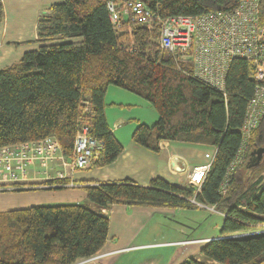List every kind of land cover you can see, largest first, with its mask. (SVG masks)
<instances>
[{
	"label": "trees",
	"instance_id": "16d2710c",
	"mask_svg": "<svg viewBox=\"0 0 264 264\" xmlns=\"http://www.w3.org/2000/svg\"><path fill=\"white\" fill-rule=\"evenodd\" d=\"M137 1L151 11L149 22L130 13L121 14L117 25L112 23L110 2L122 9ZM239 2L62 0L42 13L35 41L39 47L0 69V149L53 136L71 160L76 134L86 125L89 135L102 142L90 168L114 163L124 146L105 112L106 94L113 85L142 97L159 114L152 126L138 124L132 133L135 144L158 153L163 141L185 142L206 145L215 155L199 189L160 177L148 186L131 179L83 181L88 204L32 205L0 212V264H75L105 245L110 220L104 211L111 206L198 207L191 199L214 207L224 220L220 237L201 248L202 259L181 264H264V232H256L264 225V155L254 166L248 164L264 147V118L248 137L242 133L257 85L253 65L235 59L223 93L188 75L189 66L158 44L162 20L229 12ZM262 5L264 10V0ZM3 18L0 6V22ZM240 154L243 161L232 168ZM70 182L66 178L43 184ZM31 185L13 190L35 189Z\"/></svg>",
	"mask_w": 264,
	"mask_h": 264
},
{
	"label": "crops",
	"instance_id": "0c3cea01",
	"mask_svg": "<svg viewBox=\"0 0 264 264\" xmlns=\"http://www.w3.org/2000/svg\"><path fill=\"white\" fill-rule=\"evenodd\" d=\"M36 1L40 3L30 7L28 15L30 23L27 25L26 21L22 22V17L19 15L16 16L15 20L13 19L12 11L14 9L11 8V1L4 0V18L0 22V69L11 66L18 62L25 52L39 47L40 44L35 42L38 39L37 24L39 17L42 13L47 12L52 4L62 0ZM16 13L18 14V12ZM10 25L14 26L12 28L15 29V32L9 34ZM15 25L18 27L15 28ZM111 91L121 98L109 100ZM118 99H122V101ZM145 101L142 97L141 99L136 97L134 93L109 86L105 98L106 117L113 134L124 146V150L118 159L105 167L77 171L53 163L50 165L48 176L42 173H32L30 178L24 181L26 185H21L22 188H29L32 186L30 184H33L35 189L0 190V212L32 205L88 204L87 193L82 187L83 181L107 182L131 179L140 185L148 186L153 179L160 177L171 184L186 186L188 174L192 167L205 163V154L212 153L214 149L206 145L163 141L160 152L154 153L135 144L132 140L135 125L150 122L140 116L136 117V114H131L128 117L121 108L146 104L147 101ZM152 119L155 120L156 115H152ZM129 121L136 123L123 127ZM58 171L65 173L63 179L68 178L71 181L69 186H60L62 187L60 189L40 188L41 184L56 180L55 175ZM53 186L59 187L58 184H53ZM176 210L122 204L111 206L110 209L104 211L110 220L108 240L100 252L94 255L98 256L97 258L82 264H179L189 258L201 260L200 250L203 245L220 237V234L194 237L192 232L197 229L193 228L191 233H187V229H192V226L184 220H177ZM160 218L162 221L165 218H170L172 222H176L180 226L181 235L179 237L173 235L169 239H159L155 227L159 224ZM187 220L194 221L192 219ZM190 239L197 241L175 244Z\"/></svg>",
	"mask_w": 264,
	"mask_h": 264
},
{
	"label": "built area",
	"instance_id": "2783aa9c",
	"mask_svg": "<svg viewBox=\"0 0 264 264\" xmlns=\"http://www.w3.org/2000/svg\"><path fill=\"white\" fill-rule=\"evenodd\" d=\"M4 0H0L3 6ZM263 0H240L238 6L229 12L209 11L200 16L179 15L161 21L158 44L174 54L178 61L189 66L188 75L211 85L225 93V82L231 63L242 58L253 65L252 78L256 82L255 94L248 103L242 127L244 137L256 129L264 118V10ZM110 19L114 25L120 21L121 14L145 18L149 22L152 13L144 2L137 1L119 9L114 2L108 4ZM160 19V18H158ZM102 142L89 135V128L83 125L76 134L74 156L68 160L62 153L57 138L46 137L38 141L25 142L0 149V190H13L26 185L32 173L49 175L50 165L57 163L70 167L72 171L90 169L98 159ZM215 151L206 153V162L192 167L188 183L197 189L202 185L214 158ZM243 161L240 154L232 168ZM65 173L58 171L56 179H63ZM31 185V184H30ZM58 186H69V184ZM72 186H75L72 184ZM53 185L42 184L40 188ZM191 202L200 208H210L195 199ZM256 232H264V229ZM185 240L175 244L193 243ZM92 256L76 262L82 264L93 260Z\"/></svg>",
	"mask_w": 264,
	"mask_h": 264
},
{
	"label": "rangeland",
	"instance_id": "374dc122",
	"mask_svg": "<svg viewBox=\"0 0 264 264\" xmlns=\"http://www.w3.org/2000/svg\"><path fill=\"white\" fill-rule=\"evenodd\" d=\"M9 1H11L10 4H11L12 10L14 9L12 11L13 14L11 13L13 16V19L15 20L16 16L19 15L20 17H22V22L26 21L27 25H29L30 19L28 15L30 13V7L35 6V4H39L40 2L36 0H9ZM16 12H18V14ZM32 18L33 16L31 14V19ZM9 27H11V29L9 30V34L14 33L15 29L12 28L14 26L10 25ZM16 27H18V25H15V28ZM112 87H116V86L112 85ZM134 95L141 99L140 96L136 94ZM112 98H121V97L116 96V93L111 91L109 95V100ZM118 100L122 101V99H118ZM118 107L121 108L120 105H118ZM121 109L123 113L128 117H130L131 114H136L135 115L136 117L140 116L141 118H144V120H146L147 122H150V123L142 122V124L144 123V124L152 126L159 119V114L157 110L153 108L149 102H146V104H140L139 106H124ZM152 115L153 116L156 115L155 120L152 119ZM134 122L135 121H129L125 123L123 127L132 125L134 124ZM135 126H136L135 129H136L138 125H135ZM176 211H177V218H176L177 220H180V221L184 220L189 225L192 226L191 227L192 229L190 228L187 229V233H191L193 231V228L197 229L192 232V235L194 237L214 236V235L220 234L221 226L224 220V215L222 213L217 212L215 210H211L210 208H200V207L179 208ZM187 219H192L194 221H188ZM158 223L159 224L155 227V229H156V235L159 237V239H169L173 235H176L175 237L177 236L179 237L181 235L180 226L176 222L174 221L172 222L170 218H165L164 221H162L161 219ZM260 228H261L260 230L264 229V225H262ZM179 264H181V262Z\"/></svg>",
	"mask_w": 264,
	"mask_h": 264
},
{
	"label": "water",
	"instance_id": "95a60500",
	"mask_svg": "<svg viewBox=\"0 0 264 264\" xmlns=\"http://www.w3.org/2000/svg\"><path fill=\"white\" fill-rule=\"evenodd\" d=\"M253 155H255V157L254 158H252L250 161H249V167H252V166H254L257 162H259L260 160H261V158L263 157V155H264V147L263 148H261V149H259V150H257V151H255L254 153H253Z\"/></svg>",
	"mask_w": 264,
	"mask_h": 264
}]
</instances>
